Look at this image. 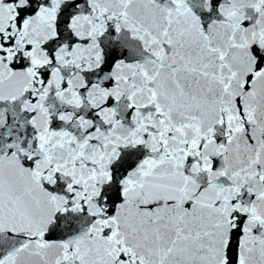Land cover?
Returning a JSON list of instances; mask_svg holds the SVG:
<instances>
[{
  "label": "snow or ice",
  "instance_id": "1",
  "mask_svg": "<svg viewBox=\"0 0 264 264\" xmlns=\"http://www.w3.org/2000/svg\"><path fill=\"white\" fill-rule=\"evenodd\" d=\"M0 264H264V0H0Z\"/></svg>",
  "mask_w": 264,
  "mask_h": 264
}]
</instances>
